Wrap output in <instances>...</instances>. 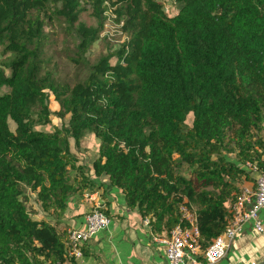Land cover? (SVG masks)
Masks as SVG:
<instances>
[{
  "label": "trees",
  "instance_id": "16d2710c",
  "mask_svg": "<svg viewBox=\"0 0 264 264\" xmlns=\"http://www.w3.org/2000/svg\"><path fill=\"white\" fill-rule=\"evenodd\" d=\"M106 12L125 39L90 63ZM47 26L74 41L66 57L84 76L72 84ZM0 47V264H66L68 200L98 187L91 175L155 235L185 206L205 249L264 172V0H0ZM87 133L99 140L89 167L73 151Z\"/></svg>",
  "mask_w": 264,
  "mask_h": 264
},
{
  "label": "crops",
  "instance_id": "0c3cea01",
  "mask_svg": "<svg viewBox=\"0 0 264 264\" xmlns=\"http://www.w3.org/2000/svg\"><path fill=\"white\" fill-rule=\"evenodd\" d=\"M86 165L90 166L89 163ZM90 178L98 187L89 188L80 197L68 200L72 213L68 222L71 227H80L86 213L96 205L103 208L107 205L111 223L87 242L81 258L68 259L66 264H170L164 257L162 246L152 240L149 225L143 224L136 211L127 210L118 189L109 186L105 176L91 175ZM242 186L252 187L250 183ZM259 218L262 231H257L251 223L245 224L226 255L215 264H264V208Z\"/></svg>",
  "mask_w": 264,
  "mask_h": 264
},
{
  "label": "built area",
  "instance_id": "2783aa9c",
  "mask_svg": "<svg viewBox=\"0 0 264 264\" xmlns=\"http://www.w3.org/2000/svg\"><path fill=\"white\" fill-rule=\"evenodd\" d=\"M102 208L96 205L84 215L82 226L67 230L68 259L81 258L87 242L110 225L111 219ZM263 208L264 172L257 177L254 187L241 189L231 204V221L220 235L211 240L207 248L202 249L195 215L185 206L180 208L181 222L167 235L152 234V240L162 246L164 257L170 264H215L226 255L245 224L251 223L257 231H262L259 214ZM142 222L149 225L147 217H143Z\"/></svg>",
  "mask_w": 264,
  "mask_h": 264
},
{
  "label": "rangeland",
  "instance_id": "374dc122",
  "mask_svg": "<svg viewBox=\"0 0 264 264\" xmlns=\"http://www.w3.org/2000/svg\"><path fill=\"white\" fill-rule=\"evenodd\" d=\"M165 9L168 14H174L177 11V5L172 3L171 1L165 2ZM91 10L83 11L80 13L79 20L85 23L88 26H92L94 24V20L90 15ZM106 15V22L103 28L102 33L99 36V39L92 43L90 48L85 54L86 59L93 63L95 62L100 56L108 53V51L115 50L119 48L120 44L124 41L125 35L121 32L120 26L115 21L112 14L109 12L105 13ZM47 29L51 32V38L54 41L53 49L51 53H53V61L56 64V72L58 76L71 84L79 77L84 76L83 70L77 68L72 62H70L66 54L69 52L68 49L73 47V42L69 38L65 37L59 29L55 26L51 28V26H47ZM10 58L9 53H3L2 48L0 47V67L4 70L5 74H8V70L2 65L3 62L7 61ZM50 119L53 122L58 124L59 119L56 118L55 115L51 114ZM191 121V115L188 116V122ZM53 124V123H52ZM55 125H44L40 127L44 130L52 129ZM82 141V142H81ZM81 146L82 149L79 147H74L73 151L79 160L84 162L85 164L89 163V160L97 154V147L99 144V140L92 136L91 134L87 133L81 139ZM227 160H233L232 155L226 156ZM249 171L254 174V170L249 169ZM73 174V171L71 172ZM183 174H186L185 170H182ZM35 193L26 190L25 191V198L26 200V207L27 210L30 212L32 217H40L45 216L42 213L38 212V209L34 207V200Z\"/></svg>",
  "mask_w": 264,
  "mask_h": 264
}]
</instances>
